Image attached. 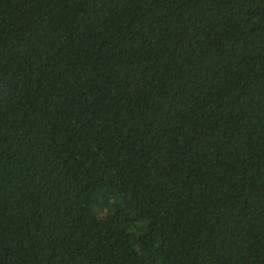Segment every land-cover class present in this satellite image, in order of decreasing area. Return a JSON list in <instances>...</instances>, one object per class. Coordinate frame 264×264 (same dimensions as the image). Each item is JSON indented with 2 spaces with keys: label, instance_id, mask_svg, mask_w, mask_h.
Listing matches in <instances>:
<instances>
[{
  "label": "trees",
  "instance_id": "16d2710c",
  "mask_svg": "<svg viewBox=\"0 0 264 264\" xmlns=\"http://www.w3.org/2000/svg\"><path fill=\"white\" fill-rule=\"evenodd\" d=\"M0 264H264V0H0Z\"/></svg>",
  "mask_w": 264,
  "mask_h": 264
}]
</instances>
